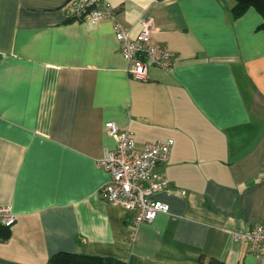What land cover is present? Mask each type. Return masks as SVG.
I'll use <instances>...</instances> for the list:
<instances>
[{"label":"crops","instance_id":"crops-1","mask_svg":"<svg viewBox=\"0 0 264 264\" xmlns=\"http://www.w3.org/2000/svg\"><path fill=\"white\" fill-rule=\"evenodd\" d=\"M68 0H0V206L16 216L0 264L58 251L122 264H264L229 231L264 224V30L233 0H106L132 35L174 53L128 76L110 20H69ZM173 141L157 170L168 205L130 234L131 214L99 197L114 145ZM1 227V226H0ZM1 233V229H0Z\"/></svg>","mask_w":264,"mask_h":264},{"label":"built area","instance_id":"built-area-1","mask_svg":"<svg viewBox=\"0 0 264 264\" xmlns=\"http://www.w3.org/2000/svg\"><path fill=\"white\" fill-rule=\"evenodd\" d=\"M65 16L69 20L97 23L110 20L119 51L126 63L128 76L145 78L148 66L168 70L174 53L163 43L151 37V19L140 18V30L132 35L129 28L116 18L115 8L106 0H68ZM105 130L114 140V145L105 150L98 166L109 173V180L98 190L99 197L123 207L131 214L129 230L143 222H151L159 213H167L168 205L156 197L167 191L170 183L157 170V165L166 161L173 143L171 139L144 143L138 147L132 133L109 121ZM16 216L7 206H0V226L11 227ZM234 240H243L249 252L264 259V224H251L245 228L229 231Z\"/></svg>","mask_w":264,"mask_h":264},{"label":"trees","instance_id":"trees-1","mask_svg":"<svg viewBox=\"0 0 264 264\" xmlns=\"http://www.w3.org/2000/svg\"><path fill=\"white\" fill-rule=\"evenodd\" d=\"M231 12L234 18L242 16L249 8L255 9L262 20L257 26L259 30H264V0H233ZM0 238L5 239L9 236V227L1 226ZM46 264H122L110 258L99 256L78 254L69 251H58L54 253ZM207 264H223L220 260L210 259Z\"/></svg>","mask_w":264,"mask_h":264}]
</instances>
